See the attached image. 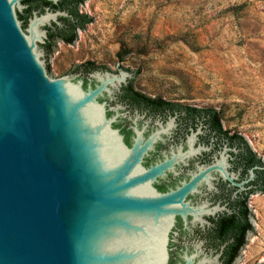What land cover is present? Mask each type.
Returning <instances> with one entry per match:
<instances>
[{"label":"water","instance_id":"obj_1","mask_svg":"<svg viewBox=\"0 0 264 264\" xmlns=\"http://www.w3.org/2000/svg\"><path fill=\"white\" fill-rule=\"evenodd\" d=\"M21 1L0 0V264H219L192 236L224 209L193 201L221 163L180 176L192 137L159 152L170 120L110 105L125 70L52 79L39 58L56 14L25 32Z\"/></svg>","mask_w":264,"mask_h":264},{"label":"rangeland","instance_id":"obj_2","mask_svg":"<svg viewBox=\"0 0 264 264\" xmlns=\"http://www.w3.org/2000/svg\"><path fill=\"white\" fill-rule=\"evenodd\" d=\"M85 3L90 23L75 40L40 51L52 79L84 63L120 68L150 98L214 109L222 129L264 160V0ZM20 23L26 32L28 20ZM248 209L251 231L232 264L264 261V190L252 194Z\"/></svg>","mask_w":264,"mask_h":264},{"label":"flooded vegetation","instance_id":"obj_3","mask_svg":"<svg viewBox=\"0 0 264 264\" xmlns=\"http://www.w3.org/2000/svg\"><path fill=\"white\" fill-rule=\"evenodd\" d=\"M85 1L22 0L24 9L20 14L23 18L20 20L26 23L34 12L37 15L56 14L55 20L50 19L44 25L45 43L53 44L55 41L65 43V38L76 35L90 23L89 9ZM94 69L99 68H92L84 63L72 72L86 76ZM137 93L140 92L134 89L128 80L119 87V91L115 93V100L110 102V105L115 103L122 105L127 117L141 116V122H147L149 128L156 127V122L164 125L170 120L169 139L158 148L159 152L166 151L169 146L184 145L187 138L192 137V153L180 167V176L192 171L196 166L221 163L226 176L220 172L212 173L213 188L211 190L203 188L202 195H197L193 201H207L210 207L218 204L224 209L204 216L209 225H205L203 229L194 228L192 238L203 240L204 249L219 252V264H227V260L237 249L240 236L245 239L249 232L246 230V224L250 223L248 203L252 194L259 191L264 184V160L250 148L245 147L235 134L222 129L221 125H218L219 118L217 122L216 116L207 111L209 109L174 103L159 97L150 98L140 93L144 95L142 97ZM122 125L127 129L129 123L125 121ZM171 182L172 177L169 176L160 185L165 186Z\"/></svg>","mask_w":264,"mask_h":264},{"label":"trees","instance_id":"obj_4","mask_svg":"<svg viewBox=\"0 0 264 264\" xmlns=\"http://www.w3.org/2000/svg\"><path fill=\"white\" fill-rule=\"evenodd\" d=\"M19 18L21 19V18H23V16H22V15H19ZM75 37H76V35L73 34V35H71V36L65 38V39H64V42H65L66 44H71V43L75 40ZM51 46H52V44H50L49 42H48V43H45V44L43 45V47L46 49V53H47V54L50 52ZM87 66H90V67H92V68H98V67H95V66L93 65V63H87ZM78 67H79V66H78ZM104 69H105V68H104ZM137 94L140 95V96H142V97L144 96V95H142V94H140V93H137ZM207 111H208L209 113L215 115L216 118H217V122H218V117H217V113H216V111L213 110V109H209V110H207ZM218 125L220 126L219 122H218ZM236 136H237V138L239 139V141L242 142V143L244 144L245 147L249 148L248 145H247V143L244 141V139H243L242 137H240V136H238V135H236ZM263 190H264V184H263L262 188H261L259 191L261 192V191H263ZM246 230L251 231L250 223H247V224H246ZM244 243H245V239H244V237H243V236H240V238H239V243H238V246H237V249L233 252L232 256L227 260V262H226L227 264H232V262L234 261V259H235V258L237 257V255H238L239 249L244 245Z\"/></svg>","mask_w":264,"mask_h":264}]
</instances>
